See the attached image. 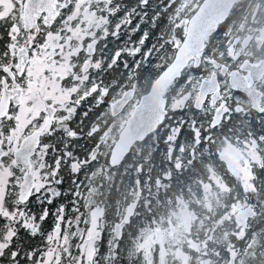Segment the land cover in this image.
<instances>
[{
  "label": "snow or ice",
  "instance_id": "1",
  "mask_svg": "<svg viewBox=\"0 0 264 264\" xmlns=\"http://www.w3.org/2000/svg\"><path fill=\"white\" fill-rule=\"evenodd\" d=\"M157 4L0 0V264H117L121 259L123 227L117 221L104 242L105 232L95 220L97 210L85 204L84 181L99 158L100 122L106 133L118 115L120 95L127 97L132 82L150 66L160 69L152 85L155 91L174 67L175 60L169 58L179 55L186 43L178 35L181 23L171 19L178 0ZM188 59L194 61L201 80L212 76L215 84L202 83L194 91L198 73L188 64V71L181 68L172 76L171 86L180 90L181 98L174 95L169 101L166 91L161 93L160 123L171 120L165 142L171 154L187 131L196 146L193 154L203 146L202 154L218 156L219 150H209L217 140L212 133L231 120L230 102L239 100L232 93L241 89L229 88L235 81L221 80L209 67L218 66L217 61L203 51ZM228 67L224 65L226 71ZM146 103H150L147 97ZM235 110L241 109L237 105ZM259 111L264 113V107ZM106 115L112 120H104ZM235 131L239 142L243 129ZM223 139L230 142L227 135ZM86 140L92 141L91 147ZM243 143L254 150L256 159L248 171L255 176L252 163L264 170V135L256 136L249 128ZM227 170L242 179V174ZM225 188L233 191L232 186ZM130 222L129 217L125 223ZM139 232L128 234L124 258L129 264L133 259L155 264Z\"/></svg>",
  "mask_w": 264,
  "mask_h": 264
},
{
  "label": "flooded vegetation",
  "instance_id": "2",
  "mask_svg": "<svg viewBox=\"0 0 264 264\" xmlns=\"http://www.w3.org/2000/svg\"><path fill=\"white\" fill-rule=\"evenodd\" d=\"M202 1L178 0V10L171 19L182 25L178 30L181 40L190 19L184 17L185 5L199 6ZM152 4H157V0H152ZM202 51L217 61L218 66L210 64L209 67L221 80L235 81L229 88L238 85L241 89L232 93L239 100L230 102L231 120H225L223 127L212 133L217 140L209 150H219L220 155L202 154L203 146L193 154L196 146L187 131L177 150L169 154L165 137L171 120L164 119L143 141L132 145L119 166L110 167L109 158L120 132L158 75L146 91L137 85V79L132 82L128 91H134L132 97L117 112L106 133L105 123L100 122L99 158L84 181L85 204L98 211L95 220L105 232V243L117 221L123 227L125 239L120 242L123 250L117 264L129 262L124 258L129 246L128 234L136 236L141 228L144 231L139 235L144 243L148 242L144 245L145 252L154 250L147 254L150 258L154 255L155 264H159V252L163 255V264H264V170L252 163L255 176L249 173V164L256 158L254 150L243 143L249 128L256 136L264 135V113L259 111L264 107V0H236L227 18L205 38ZM225 64H229L227 71ZM188 65L198 73L192 85L194 91L202 83L205 87L214 86V77L201 80L194 61L189 60ZM241 68L245 69L243 73ZM233 70L235 77L231 75ZM171 84L165 90L169 101L174 95L180 99V90ZM224 95L227 97L228 93ZM237 105L239 112L235 110ZM168 114L175 115L171 104ZM104 120L111 121V115H106ZM237 128L243 129L239 142L235 139L239 135ZM225 135L230 142L223 139ZM85 143L92 146V141ZM180 146L183 151L179 150ZM191 160L195 163H190ZM227 169L233 174H242V179L238 181ZM225 184L232 186L233 191L226 190ZM131 204H134L133 212L127 216L126 210ZM129 217L131 222L125 223ZM132 262L140 263L134 259Z\"/></svg>",
  "mask_w": 264,
  "mask_h": 264
},
{
  "label": "water",
  "instance_id": "3",
  "mask_svg": "<svg viewBox=\"0 0 264 264\" xmlns=\"http://www.w3.org/2000/svg\"><path fill=\"white\" fill-rule=\"evenodd\" d=\"M236 0H203L187 22V33H185L186 43L180 46L179 55L174 56L175 64L169 76L161 84L156 85L153 91L152 83L149 91L141 96L139 103L134 108L132 115L128 119L124 129L120 132L119 138L111 152L109 165L112 168L119 166L128 155L130 148L135 142L143 141L156 127L162 119V108L160 106V96L171 84L172 76L185 68L188 64V57L202 51L205 38L216 29L228 16V13ZM134 91L128 92L127 97L122 96V103L117 108V112L128 102ZM146 97L150 103H146ZM134 204L129 205L126 215L133 212Z\"/></svg>",
  "mask_w": 264,
  "mask_h": 264
},
{
  "label": "trees",
  "instance_id": "4",
  "mask_svg": "<svg viewBox=\"0 0 264 264\" xmlns=\"http://www.w3.org/2000/svg\"><path fill=\"white\" fill-rule=\"evenodd\" d=\"M154 7H157L158 4H154ZM198 6L196 5H185L184 7V17H190L194 11L196 10ZM171 60V58H169V61ZM161 63H164V60L161 59L160 61ZM160 72V69L158 68H154V67H149L147 70H143L141 72V74L139 76H137V85L139 87H144L145 91L146 89H148L149 85L151 84L152 80L158 75V73ZM103 264V261H102ZM122 264H129V262H125ZM131 264H135V262H132ZM140 264V263H139Z\"/></svg>",
  "mask_w": 264,
  "mask_h": 264
},
{
  "label": "rangeland",
  "instance_id": "5",
  "mask_svg": "<svg viewBox=\"0 0 264 264\" xmlns=\"http://www.w3.org/2000/svg\"><path fill=\"white\" fill-rule=\"evenodd\" d=\"M97 214H98V211H96V216H97ZM153 232H157V231H153ZM146 244H148V242L144 243V245H146ZM146 253H148V251H146ZM161 254H162V252H161ZM162 256L163 255H160V252H159V264H163L164 263L163 260H162Z\"/></svg>",
  "mask_w": 264,
  "mask_h": 264
}]
</instances>
